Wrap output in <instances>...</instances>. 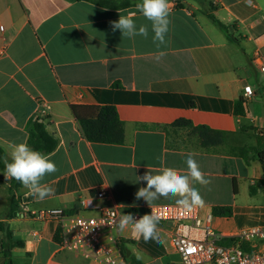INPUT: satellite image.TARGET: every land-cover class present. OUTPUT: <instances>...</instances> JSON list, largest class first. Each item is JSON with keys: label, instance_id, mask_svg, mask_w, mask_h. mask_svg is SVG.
I'll use <instances>...</instances> for the list:
<instances>
[{"label": "crops", "instance_id": "crops-1", "mask_svg": "<svg viewBox=\"0 0 264 264\" xmlns=\"http://www.w3.org/2000/svg\"><path fill=\"white\" fill-rule=\"evenodd\" d=\"M179 3L170 10L166 43L157 48L151 22L136 6L112 10L79 0H0V148L10 159L11 146L28 144L38 118L59 142L48 155L58 171L42 181L55 194L39 201L21 188L14 218H8L11 179L0 171V198L6 200L0 223L12 233L11 241L23 244L10 250L13 264H100L61 248L58 222L31 213L63 209L91 216L79 208V200L100 191L106 196L99 205L144 211L148 204L135 194L147 185L136 176L162 167L186 174L190 154L211 180L192 186L205 201L203 212L214 216L220 245H230L244 229L264 226V168L255 154L264 152V141L228 142L231 135L241 139L264 130V72L255 63L257 54L264 58V0H252V6L245 0ZM120 15H132L137 29L147 25L148 37L113 31L110 22ZM159 52L165 55L157 60ZM245 86L255 96L246 106L243 102L240 117L235 107ZM75 105L115 107L125 143L88 142L72 111ZM180 120L226 133L222 152L202 151L197 135L174 126ZM235 147L251 149L249 164L229 154ZM176 199L161 197L153 206L176 205ZM215 207H232L233 214L216 216ZM158 228L163 243L145 242L131 229L120 233L127 264L130 256L142 264H180L171 243L173 225ZM3 238L0 231V264L7 260Z\"/></svg>", "mask_w": 264, "mask_h": 264}, {"label": "built area", "instance_id": "built-area-1", "mask_svg": "<svg viewBox=\"0 0 264 264\" xmlns=\"http://www.w3.org/2000/svg\"><path fill=\"white\" fill-rule=\"evenodd\" d=\"M179 0H169L170 10L179 7ZM4 30L3 27H1ZM3 51H0V55ZM255 63L264 72V58L257 54ZM255 96L251 86H245L242 99L244 106ZM262 135L264 130L261 129ZM260 133V134H261ZM100 191L95 195L81 198L79 208L94 213L85 216L67 213L63 209L32 212L35 219L55 220L59 224L61 243L64 250L74 252L83 258L100 264H127L120 249V232L114 221L121 214L131 213L136 219L151 214L144 211H121L118 207L99 205L97 200L105 198ZM159 215V223L173 225L171 243L180 257V264H264V226L244 229L233 236L228 246L218 242L222 236L212 228L213 214L204 213L197 207L191 211L177 205L152 206Z\"/></svg>", "mask_w": 264, "mask_h": 264}, {"label": "clouds", "instance_id": "clouds-1", "mask_svg": "<svg viewBox=\"0 0 264 264\" xmlns=\"http://www.w3.org/2000/svg\"><path fill=\"white\" fill-rule=\"evenodd\" d=\"M247 6H252V0H245ZM136 8L151 22V30L154 33L153 42L157 48L166 43V35L169 32L170 5L169 0H141ZM134 15V14H133ZM113 31L119 30L122 37L134 38L136 36L148 37L147 25H137L132 15H120L117 21H112ZM165 55L159 52L156 56L160 60ZM10 159H5V179H15L39 201L53 196L55 190L42 183L45 176L58 171L56 164L48 155L31 148L26 142L15 143L11 146ZM186 174L171 167H162L158 173L153 174L148 170L143 176H136V182L146 181V187H141L136 192V199H143L152 209L151 214H145L136 219L131 213L121 214L114 221L120 233L131 229L133 234L142 238L145 242L154 240L163 243L158 228L160 217L153 211L155 201L168 197H176L177 206L191 211L197 207H204L205 201L200 192L194 188L193 183L207 186L211 180L206 178L201 171L198 162L189 155L186 159Z\"/></svg>", "mask_w": 264, "mask_h": 264}, {"label": "trees", "instance_id": "trees-1", "mask_svg": "<svg viewBox=\"0 0 264 264\" xmlns=\"http://www.w3.org/2000/svg\"><path fill=\"white\" fill-rule=\"evenodd\" d=\"M87 1L98 7L121 10L134 7L141 0H79ZM214 22L226 33H229L228 27L221 23L217 18L211 17ZM243 100L240 99L236 103L235 114L240 117L245 116L243 108ZM72 111L76 117L84 138L90 143L122 145L125 143V129L124 123L120 120L117 110L113 106H72ZM174 126H185L191 131V134L197 135L199 139V147L202 151L210 154H220L219 149L226 144V133L212 130L205 126H194L188 120H180ZM258 141H264L263 137H257ZM58 140L49 133L45 121L38 118L34 124L33 129L29 134L28 145L45 155H50L58 148ZM229 154H236L243 158L248 164L251 162V149L246 147H235L230 149ZM255 154L264 168V152L256 149ZM6 153L0 148V171L5 172ZM23 188V186L15 179H11L10 196H9V214L8 218H14L18 214L19 202L17 201L16 193ZM136 211V210H135ZM142 211V210H138ZM213 213L216 216L231 217L233 214L232 207H215ZM0 231L4 233V238L1 245L4 249V256L6 257L5 264H13L10 260V250L20 247L21 242L11 241V232L4 229V225L0 224ZM227 243V242H226ZM122 253L127 258V252L120 247ZM130 264H142L136 258L130 256L128 258Z\"/></svg>", "mask_w": 264, "mask_h": 264}, {"label": "rangeland", "instance_id": "rangeland-1", "mask_svg": "<svg viewBox=\"0 0 264 264\" xmlns=\"http://www.w3.org/2000/svg\"><path fill=\"white\" fill-rule=\"evenodd\" d=\"M261 133V129L251 133L248 137H243V138H236V135H231L229 136L228 138V142L231 144V145H249V144H252V143H255L256 140L258 141L257 137H263L262 133ZM253 155V154H251ZM10 194V192H9ZM16 197H17V201H20V193L17 192L16 193ZM6 207V200H3L0 198V218L3 216L4 214V208ZM19 211V209H18ZM0 224H3L4 225V229L7 230V225L5 223H0Z\"/></svg>", "mask_w": 264, "mask_h": 264}, {"label": "water", "instance_id": "water-1", "mask_svg": "<svg viewBox=\"0 0 264 264\" xmlns=\"http://www.w3.org/2000/svg\"><path fill=\"white\" fill-rule=\"evenodd\" d=\"M128 256H130V252L128 253Z\"/></svg>", "mask_w": 264, "mask_h": 264}]
</instances>
